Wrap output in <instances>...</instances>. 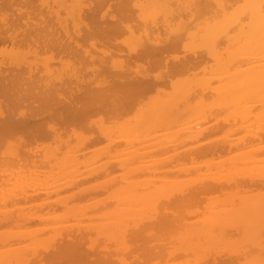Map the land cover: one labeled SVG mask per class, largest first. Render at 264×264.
Returning a JSON list of instances; mask_svg holds the SVG:
<instances>
[{
	"label": "bare ground",
	"instance_id": "bare-ground-1",
	"mask_svg": "<svg viewBox=\"0 0 264 264\" xmlns=\"http://www.w3.org/2000/svg\"><path fill=\"white\" fill-rule=\"evenodd\" d=\"M209 116L244 132L196 140L224 158L183 178ZM8 132L53 140L0 154V264H264V0H0Z\"/></svg>",
	"mask_w": 264,
	"mask_h": 264
},
{
	"label": "rangeland",
	"instance_id": "rangeland-1",
	"mask_svg": "<svg viewBox=\"0 0 264 264\" xmlns=\"http://www.w3.org/2000/svg\"><path fill=\"white\" fill-rule=\"evenodd\" d=\"M109 12H111V11H114V10H108ZM121 36V35H120ZM121 38H122V36L121 37H119V36H117V43H119L120 42V40H121ZM120 44V43H119ZM84 46H86V47H88V48H90L89 47V45H88V42H85V44H84ZM103 45H101V44H99V43H97L96 44V47L98 48V49H100V48H103L102 47ZM121 47L122 46H124V45H120ZM105 48V47H104ZM123 48V47H122ZM92 49V48H91ZM179 49V48H178ZM180 51H175V52H172V54H170V55H176V53H179L178 54V56H184V54L186 53L185 51H181V50H183V49H179ZM49 51V50H48ZM48 51H46L47 53H43L42 54V56L43 55H47V54H49V52ZM99 51V50H98ZM100 52V51H99ZM52 54H54V56H57L54 52H52ZM187 55L189 54V52L188 53H186ZM185 54V55H186ZM41 55V54H40ZM58 58V57H57ZM67 58V57H66ZM69 59V58H68ZM145 66H143V67H146L145 68V70H146V72H148V74L150 75V76H153V75H158V72L160 71V70H162L163 72H162V74L161 75H163V73H165V71H166V69L164 68V67H157V66H152V67H150V66H147L145 63H143ZM163 68H164V70H163ZM86 73V75L88 74V73H90L89 71H87V72H85ZM161 73V72H160ZM160 73H159V75H160ZM90 76V75H89ZM168 78H173L172 79V81L173 82H175V81H177L178 79H180L181 78V74H173L172 76H169ZM98 79V78H97ZM171 79L169 80L170 82H171ZM169 82V83H170ZM160 86V88H162L163 89V92H168L169 90V85H159ZM155 93V90L153 91V90H151V91H149L148 93H146L144 96H142V101H140V103L142 102V103H144L145 101H147V97L148 96H150V97H152L153 96V94ZM141 103V104H142ZM138 106V105H137ZM19 109H21V110H23L24 109V107H21V106H19ZM99 114V115H98ZM129 114L131 115V111H129L128 113H121V114H119L118 115V117H119V120L121 121L122 120V118H124L126 115L127 116H129ZM217 116L218 117H220V112L218 111V113H217ZM100 118H102L101 117V113H97V112H95V113H93V114H90L89 116H88V119H89V124H91V123H93L94 121H98V119H100ZM126 118V117H125ZM103 119V118H102ZM103 120H105V119H103ZM217 120V119H216ZM211 121V122H210ZM208 122H209V124H208ZM206 123H207V126L209 127V128H211V129H209L206 133H207V135L205 134L204 136H199V137H197L196 139H192L191 140V138H189V139H185L184 140V144H185V146H183L185 149H187V147H190L191 145H195V143H196V140L198 141V142H201L200 143V145L202 144V141L204 142V144L205 143H210V142H213L214 140H220V138H222L223 136L224 137H230V138H235L237 135H240V134H242L244 131H243V129L241 128V127H238V126H233V128H232V130H230L229 132H226V129L225 128H227V126L226 125H223V123L222 122H215L214 121V117L213 116H209L206 120H203V121H201L200 122V125H206ZM211 123V124H210ZM220 123H221V125H220ZM212 124H214V125H212ZM237 125V124H236ZM226 126V127H225ZM91 127L92 128H94V125L93 124H91ZM70 129V130H69ZM59 130H61L60 132V136L62 137V138H67L68 136H70V137H72V136H77L79 133H81V135L83 136V135H85V136H87V135H90V133H89V130H88V128L86 127V126H84V127H74L73 129L70 127V126H66V127H61ZM216 130V131H215ZM66 131V132H65ZM71 131V132H70ZM223 131H225V132H223ZM71 134H70V133ZM10 133H12V134H10ZM88 133V134H87ZM19 133L18 132H8V133H5L3 136H1V138H0V154L3 152V151H8L9 149H11V148H18V146H21L19 149L21 150V149H23V147L24 148H28L29 147V149H33V148H38V147H41V146H43L44 144L46 145V144H48L49 142H51L52 140H53V138H50V137H52L51 135L49 136V137H42V136H38V137H35V138H33V140L31 139V138H29V137H27L25 134H22L21 132H20V134L19 135H21L22 137H19V135H18ZM61 134H63V135H61ZM223 134V135H222ZM18 135V136H17ZM226 135V136H225ZM229 135V136H228ZM14 136V137H13ZM18 138H17V137ZM66 136V137H65ZM210 136V137H209ZM3 137H6V138H3ZM207 137H208V139H207ZM10 138V139H9ZM14 138V139H13ZM23 139L24 140H26V143L24 144L23 143ZM50 139V140H49ZM207 139V140H206ZM19 140V141H18ZM195 140V141H194ZM209 140V141H208ZM28 141H29V144H28ZM33 141V142H32ZM5 142V143H4ZM6 142H7V144H6ZM13 142H15V143H13ZM20 143V145H19V143ZM186 142V143H185ZM197 142V143H198ZM215 142V141H214ZM189 143V144H188ZM6 146H5V145ZM14 144V145H13ZM17 144H18V146H17ZM1 145H4V147L3 146H1ZM8 145V146H7ZM102 145V146H101ZM188 145V146H187ZM12 146V147H11ZM104 146V144H103V142H101V141H93V142H90V143H88V144H86L85 146H84V148H83V151H84V153L85 154H88V153H92V152H94L96 149L98 150L100 147L102 148ZM8 147V148H7ZM11 147V148H10ZM95 147V148H94ZM6 149V150H5ZM91 149V150H90ZM183 149V148H182ZM193 149L194 148H192V146L190 147V148H188L187 149V151H186V153L188 154V155H191L192 156V163L193 164H197V165H193V166H195L194 168H190V164H191V162L189 161L190 159H189V156H185L187 159H183V160H181V163H183V164H185V165H187V166H189V168H187V173L186 174H183L182 176H183V178H185V177H187V176H193V177H201L200 175H205V174H207V170H208V168H209V170H208V174H211V172H212V170H214L215 169V167H216V165H217V163H218V161H219V159L221 160V159H223L224 157V153L222 152L221 154H218L217 155V153L216 154H211V153H194L193 152ZM87 150V151H86ZM22 151V150H21ZM86 151V152H85ZM207 154V155H206ZM195 156H197L196 158H194ZM206 156H208V158L206 157ZM200 157V158H199ZM211 157V158H210ZM213 157H215V158H213ZM217 157V158H216ZM221 157H223V158H221ZM181 159V158H180ZM207 159V160H206ZM206 160V161H205ZM198 162V163H197ZM191 166H192V164H191ZM198 166V167H197ZM82 169H84L83 167H82ZM191 170H193V171H191ZM194 170H195V172H194ZM85 171H87L86 170V168H85V170H84V172ZM198 172H200L199 174H198ZM210 172V173H209ZM191 173V174H190ZM202 173V174H201ZM202 175V176H203ZM99 179V177H97V176H89V177H86L84 180H82L81 182L82 183H79V186H88V185H92L93 183H94V180L95 181H97V180ZM90 182V183H89ZM92 183V184H91ZM84 184V185H83ZM83 188V187H82ZM260 189H263V187H259ZM38 201H41V199H36V202L34 203L33 201V204L34 205H36L37 204V207H39L38 209L40 210V208L41 209H44L43 208V204L41 205V206H39V204H40V202H38ZM32 202H30V203H28V205L27 206H31V208H32V206H33V204H32ZM42 202V201H41ZM39 203V204H38ZM30 204H32V205H30ZM37 207L36 206H34V208H36L37 209ZM34 208H32V209H34ZM32 209H31V211H32ZM35 209V210H36ZM35 210H33L34 212H35ZM40 211H42V210H40ZM39 211V212H40ZM44 211V210H43ZM42 211V212H43ZM38 212V213H39ZM35 213H37V210H36V212ZM5 228H6V230H7V228L8 227H6V226H1L0 227V230H1V232L2 231H6L5 230ZM85 239V238H84ZM160 241V240H159ZM100 242V241H99ZM98 242V243H99ZM156 242H158V241H156ZM101 243V242H100ZM99 243V244H100ZM103 244V243H102ZM109 245V244H108ZM108 245H106V247H103V246H100V248H105V249H108L109 250V252H110V250H112L111 252H113V253H115L116 252V250H115V246L113 245L112 247H111V245H110V247L108 246ZM86 247H88V245H86ZM210 248V247H209ZM45 261V262H44ZM49 262V261H48ZM172 262V261H171ZM174 262V261H173ZM38 264H57V263H52V262H49V263H47L46 262V260H41L40 261V263L38 262ZM58 264H62V263H58Z\"/></svg>",
	"mask_w": 264,
	"mask_h": 264
}]
</instances>
